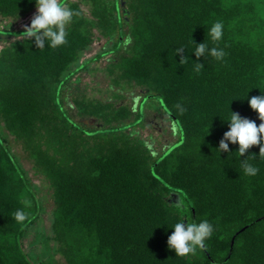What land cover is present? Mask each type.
<instances>
[{
    "label": "trees",
    "instance_id": "obj_1",
    "mask_svg": "<svg viewBox=\"0 0 264 264\" xmlns=\"http://www.w3.org/2000/svg\"><path fill=\"white\" fill-rule=\"evenodd\" d=\"M63 2L78 13L67 44L39 49L35 38H21L0 50V118L50 180L56 252L66 264H264L259 146L242 157L238 143L228 142L230 152L217 149L232 111L261 123L249 100L264 95V0H89V15L80 3ZM35 8V0H0V18L19 19ZM217 21L223 38L213 43L207 33ZM96 31L112 42L82 61ZM204 42L222 49L223 60L206 54L197 61L194 50ZM108 52L116 53L107 67L113 82L145 92L134 124L154 101L178 129L172 127L178 138L163 151L124 131L131 125L121 123L132 115L127 105L77 101L81 115L102 123L97 129L65 111L66 85ZM197 62L204 65L199 73ZM74 138L84 157L78 147L61 161L51 154L47 141ZM244 159L259 169L255 176L244 174ZM17 210L29 216L23 226L13 219ZM42 210L0 131V264H61L34 262L24 249L23 237ZM182 219L214 226L206 249L184 258L167 245Z\"/></svg>",
    "mask_w": 264,
    "mask_h": 264
},
{
    "label": "rangeland",
    "instance_id": "obj_2",
    "mask_svg": "<svg viewBox=\"0 0 264 264\" xmlns=\"http://www.w3.org/2000/svg\"><path fill=\"white\" fill-rule=\"evenodd\" d=\"M71 1L80 3L85 13L87 15L90 14L91 3L89 0ZM36 10L35 8L27 16L19 19L3 20L0 18V30H25L23 25H30L31 18ZM2 33L0 32V50L12 41L22 38L21 35H4L5 33ZM111 42V38L104 37L96 31L94 41L90 49L84 53L82 61L95 56L97 53L104 50L107 45L111 44ZM115 57V52H108L99 60L90 62L85 69L75 74L73 79L62 91V105L71 118L79 125H85L89 129L101 128L102 123L96 116L81 115L77 101H82V103L85 104L89 103V101L111 102L116 107L127 105L132 115L129 119H125L121 123L123 125L130 123L131 125L124 131L131 133L133 138L140 140L139 142H145L146 145L151 147L155 152H161L172 142L176 141L178 135L174 132L178 133V129L174 125L176 131L173 132L172 120L168 118L167 114L162 109L156 107L154 101H152V103H154L153 105L146 107L143 121L134 124L141 98L145 92L138 87H132L124 82L120 85H116L113 82V78L107 71V67L110 62L116 60ZM122 86L125 87L122 89ZM0 131L11 152L31 180L43 204V210L39 219L27 230L23 237L24 249L34 262L52 258L60 261L61 264H66L63 256L56 252V242L52 239V209L54 203L52 200L53 189L50 185V180H48L46 174L36 165L33 157L25 149L23 141L17 139L8 132L1 118ZM44 139H46V135ZM78 141L76 142L74 138L68 140V143H66V140L63 142V139H58L57 141L53 139L52 141H47V144L50 143L51 145V154L61 161L66 155H70L71 149L74 147H78V153L81 157L87 154L85 153V148L82 147ZM47 144L44 146L46 147ZM56 145L57 147L54 149Z\"/></svg>",
    "mask_w": 264,
    "mask_h": 264
},
{
    "label": "clouds",
    "instance_id": "obj_3",
    "mask_svg": "<svg viewBox=\"0 0 264 264\" xmlns=\"http://www.w3.org/2000/svg\"><path fill=\"white\" fill-rule=\"evenodd\" d=\"M36 12L31 18L30 25L25 24V29L20 35L25 40H32L39 49L45 47V43L51 48H57L68 43L67 27L73 21L74 15H78L63 0H35ZM222 22H215L208 30V37L213 43H218L223 38ZM197 45V44H196ZM183 47L176 50L177 53L183 52ZM195 56L197 61L200 57L210 55L216 60H223L226 55L222 49L217 47L208 48V45L200 43L196 46ZM181 64L187 63V57L182 56ZM204 67L203 63L197 62L194 71L199 73ZM250 107L258 113L261 123H257L247 117H242L238 112L232 111L229 119V130L223 134L217 148L220 152H230L229 141L232 144H239L238 153L242 157L252 146H259V157L264 159V95L252 96L249 100ZM176 107L181 113L185 109L177 104ZM254 158V157H253ZM241 167L245 175L255 176L259 169L244 159ZM13 219L20 225H24L29 216L23 210H17L13 213ZM174 232L168 237L167 245L169 249H174L176 256L181 258L189 254L195 255L197 249L205 250V241L211 238L214 232V226L207 220L199 223L188 220L185 224L184 219L177 222L174 226Z\"/></svg>",
    "mask_w": 264,
    "mask_h": 264
},
{
    "label": "flooded vegetation",
    "instance_id": "obj_4",
    "mask_svg": "<svg viewBox=\"0 0 264 264\" xmlns=\"http://www.w3.org/2000/svg\"><path fill=\"white\" fill-rule=\"evenodd\" d=\"M172 127H174L173 124H172Z\"/></svg>",
    "mask_w": 264,
    "mask_h": 264
}]
</instances>
